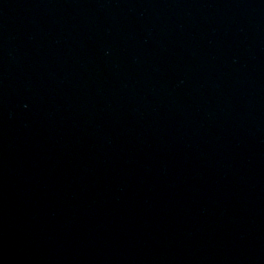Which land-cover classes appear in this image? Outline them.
<instances>
[{
	"label": "water",
	"instance_id": "obj_1",
	"mask_svg": "<svg viewBox=\"0 0 264 264\" xmlns=\"http://www.w3.org/2000/svg\"><path fill=\"white\" fill-rule=\"evenodd\" d=\"M0 264H264V0H0Z\"/></svg>",
	"mask_w": 264,
	"mask_h": 264
}]
</instances>
